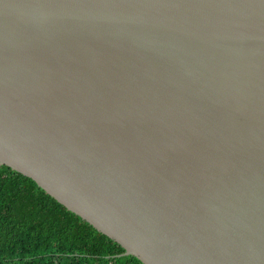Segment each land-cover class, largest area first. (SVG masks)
Here are the masks:
<instances>
[{"label": "water", "instance_id": "water-1", "mask_svg": "<svg viewBox=\"0 0 264 264\" xmlns=\"http://www.w3.org/2000/svg\"><path fill=\"white\" fill-rule=\"evenodd\" d=\"M143 264H264V0H0V167Z\"/></svg>", "mask_w": 264, "mask_h": 264}, {"label": "trees", "instance_id": "trees-1", "mask_svg": "<svg viewBox=\"0 0 264 264\" xmlns=\"http://www.w3.org/2000/svg\"><path fill=\"white\" fill-rule=\"evenodd\" d=\"M32 179L0 167V264H143Z\"/></svg>", "mask_w": 264, "mask_h": 264}]
</instances>
